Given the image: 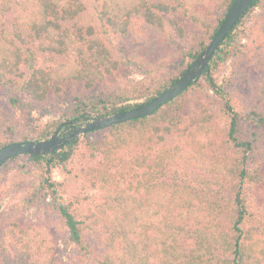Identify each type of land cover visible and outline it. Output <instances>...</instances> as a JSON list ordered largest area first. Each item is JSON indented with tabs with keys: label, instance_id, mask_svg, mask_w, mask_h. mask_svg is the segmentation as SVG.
I'll list each match as a JSON object with an SVG mask.
<instances>
[{
	"label": "trees",
	"instance_id": "obj_1",
	"mask_svg": "<svg viewBox=\"0 0 264 264\" xmlns=\"http://www.w3.org/2000/svg\"><path fill=\"white\" fill-rule=\"evenodd\" d=\"M232 3L100 0L91 18L82 0H0V149L149 102L196 60ZM263 5L254 0L203 76L152 115L4 164L0 203L7 187L16 194L0 214V264H264V19L244 23ZM162 44L186 48L181 64ZM124 61L143 78L113 83ZM66 95L63 117L32 115ZM46 205L74 246L65 263L48 229L21 220Z\"/></svg>",
	"mask_w": 264,
	"mask_h": 264
},
{
	"label": "water",
	"instance_id": "obj_2",
	"mask_svg": "<svg viewBox=\"0 0 264 264\" xmlns=\"http://www.w3.org/2000/svg\"><path fill=\"white\" fill-rule=\"evenodd\" d=\"M253 1L254 0H233L232 5L230 6L213 39L198 55L196 60L185 70L180 79L166 91L162 92L142 106L127 111H120L103 116H89L83 120L65 121L61 123L60 127L50 138L8 144L0 149V168L15 155L48 154L59 150L61 147L76 139H79L86 133L108 128L112 125L128 121L130 119L152 115L165 103L180 95L203 76L217 49L222 45L227 35L231 32L238 20L247 11ZM67 127H71L72 131L67 135L61 133V131Z\"/></svg>",
	"mask_w": 264,
	"mask_h": 264
},
{
	"label": "rangeland",
	"instance_id": "obj_3",
	"mask_svg": "<svg viewBox=\"0 0 264 264\" xmlns=\"http://www.w3.org/2000/svg\"><path fill=\"white\" fill-rule=\"evenodd\" d=\"M85 5V14H88L91 18L96 17L97 15V5L99 4L100 0H82ZM262 18L264 19V5L257 7L253 12L250 13V16H247L244 23L245 25L252 26L256 19L254 18ZM186 26L190 29H194V26L191 23L186 22ZM244 28V25L243 27ZM245 29V28H244ZM244 41H249L247 36H243ZM115 46L119 50L121 43L115 41ZM161 48L166 49L162 53H165L167 56L166 61L169 59H173L170 64L179 65L184 59L186 48L183 46H174L170 47L168 45H161ZM159 48V50L161 49ZM162 50V49H161ZM158 55V54H157ZM155 56V55H154ZM237 64V57H231L229 60H227L219 69L218 71V78L222 82L226 77H230L235 69V66ZM143 76L141 72L137 69V67L134 64H131L130 62L124 61L122 62V65L120 66L119 70L116 73V76L114 79H112V82L114 83L116 80L117 85L118 81L121 80L122 82H131L136 81L139 79H142ZM115 82V83H116ZM205 93L211 97V98H218L214 95L212 90L209 88L205 89ZM71 98H69L67 95L62 97L58 103L56 104L55 109L51 110H39L35 109L32 113V115L37 118L39 121H47L55 118H61L63 117L64 112L66 111L67 107L71 104ZM8 105L7 97L4 93H0V110L3 109ZM14 114L20 118L24 117V114L21 110H16ZM54 177L56 179H62V176L59 174L58 171L54 173ZM16 194V190L14 188L7 187L6 194L4 196V199L2 203H0L1 210L0 214H6L7 210L9 209V203L12 201V197ZM14 219V217H13ZM21 220L23 222L27 223H36L38 226L45 227L48 229L51 234L55 236V238L58 240L57 250H56V256L57 258L62 262L65 263L69 260L71 256L72 250H74V246L70 245L67 246V230L66 227L63 225L62 219L60 218L59 214L57 212H53L51 208H49L48 205L41 207V208H32L27 210L23 215ZM71 253V254H70Z\"/></svg>",
	"mask_w": 264,
	"mask_h": 264
},
{
	"label": "flooded vegetation",
	"instance_id": "obj_4",
	"mask_svg": "<svg viewBox=\"0 0 264 264\" xmlns=\"http://www.w3.org/2000/svg\"><path fill=\"white\" fill-rule=\"evenodd\" d=\"M71 131H72V128H71V127H67V128H64V129L61 131V133L67 135V134H69Z\"/></svg>",
	"mask_w": 264,
	"mask_h": 264
}]
</instances>
